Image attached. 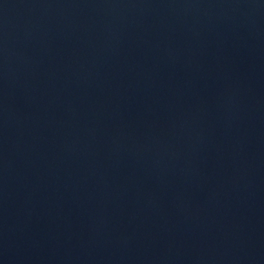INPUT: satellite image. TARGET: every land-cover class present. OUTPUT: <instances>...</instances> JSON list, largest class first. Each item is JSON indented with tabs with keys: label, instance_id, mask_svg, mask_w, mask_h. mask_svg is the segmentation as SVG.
Here are the masks:
<instances>
[{
	"label": "water",
	"instance_id": "95a60500",
	"mask_svg": "<svg viewBox=\"0 0 264 264\" xmlns=\"http://www.w3.org/2000/svg\"><path fill=\"white\" fill-rule=\"evenodd\" d=\"M0 264H264V0H0Z\"/></svg>",
	"mask_w": 264,
	"mask_h": 264
}]
</instances>
